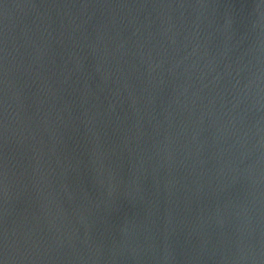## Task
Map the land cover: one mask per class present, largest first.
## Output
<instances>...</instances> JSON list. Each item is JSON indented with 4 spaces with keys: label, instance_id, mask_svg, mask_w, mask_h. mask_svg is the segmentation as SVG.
I'll return each instance as SVG.
<instances>
[{
    "label": "water",
    "instance_id": "water-1",
    "mask_svg": "<svg viewBox=\"0 0 264 264\" xmlns=\"http://www.w3.org/2000/svg\"><path fill=\"white\" fill-rule=\"evenodd\" d=\"M0 264H264V0H0Z\"/></svg>",
    "mask_w": 264,
    "mask_h": 264
}]
</instances>
